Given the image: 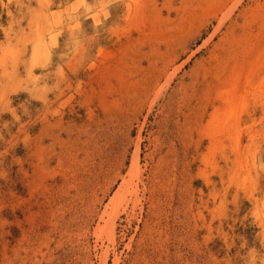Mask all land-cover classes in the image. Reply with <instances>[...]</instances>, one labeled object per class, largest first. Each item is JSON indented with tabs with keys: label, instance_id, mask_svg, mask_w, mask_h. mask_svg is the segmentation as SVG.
<instances>
[{
	"label": "rangeland",
	"instance_id": "rangeland-1",
	"mask_svg": "<svg viewBox=\"0 0 264 264\" xmlns=\"http://www.w3.org/2000/svg\"><path fill=\"white\" fill-rule=\"evenodd\" d=\"M0 264H264V0H0Z\"/></svg>",
	"mask_w": 264,
	"mask_h": 264
}]
</instances>
